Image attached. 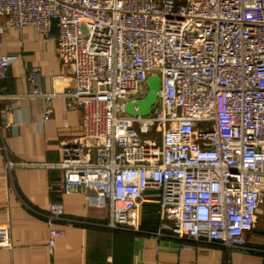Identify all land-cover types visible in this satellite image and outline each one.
Returning <instances> with one entry per match:
<instances>
[{"label": "built area", "instance_id": "1", "mask_svg": "<svg viewBox=\"0 0 264 264\" xmlns=\"http://www.w3.org/2000/svg\"><path fill=\"white\" fill-rule=\"evenodd\" d=\"M26 26L53 42L62 65L51 90L36 92L41 120L53 98L81 113V134L43 164L59 170V192L101 190L107 228L138 230L152 202L179 238L250 249L264 201V0H0V46ZM16 57L0 53V81ZM150 75L159 77L155 108L127 113ZM4 96L17 105L30 93ZM43 215L78 222L56 200ZM59 236L51 226L48 246ZM10 247L0 224V248Z\"/></svg>", "mask_w": 264, "mask_h": 264}, {"label": "crops", "instance_id": "2", "mask_svg": "<svg viewBox=\"0 0 264 264\" xmlns=\"http://www.w3.org/2000/svg\"><path fill=\"white\" fill-rule=\"evenodd\" d=\"M14 52L0 93H30L17 105L0 99V224L9 228L10 248H0V264H264V202L247 234L250 249L225 248L215 242L191 241L173 235L160 221L157 205L145 202L139 229L107 228L109 209L101 190L85 194L58 191L60 172L43 165L62 157L65 143L81 134V113L66 110L62 98H53L51 113L41 120L44 100L37 91H49L62 65L53 42L33 27L8 30L0 53ZM38 71L30 81L31 69ZM64 68V66H63ZM71 83L70 76L58 80ZM13 106L9 113L6 108ZM7 159L14 165L6 166ZM62 203L67 218L49 224L43 214L51 201ZM60 236L49 247L50 227Z\"/></svg>", "mask_w": 264, "mask_h": 264}, {"label": "water", "instance_id": "3", "mask_svg": "<svg viewBox=\"0 0 264 264\" xmlns=\"http://www.w3.org/2000/svg\"><path fill=\"white\" fill-rule=\"evenodd\" d=\"M159 90V77L150 75L147 78V90L145 95L135 101H128L125 104V111L130 114L147 115L155 108L157 103V93ZM137 106V110H134Z\"/></svg>", "mask_w": 264, "mask_h": 264}, {"label": "rangeland", "instance_id": "4", "mask_svg": "<svg viewBox=\"0 0 264 264\" xmlns=\"http://www.w3.org/2000/svg\"><path fill=\"white\" fill-rule=\"evenodd\" d=\"M264 202V201H263Z\"/></svg>", "mask_w": 264, "mask_h": 264}]
</instances>
